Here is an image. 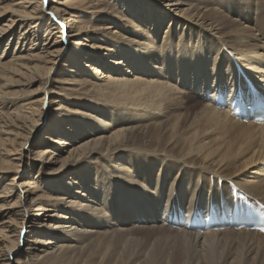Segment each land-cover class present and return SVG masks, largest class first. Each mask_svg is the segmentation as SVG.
Listing matches in <instances>:
<instances>
[{
    "label": "bare ground",
    "instance_id": "obj_1",
    "mask_svg": "<svg viewBox=\"0 0 264 264\" xmlns=\"http://www.w3.org/2000/svg\"><path fill=\"white\" fill-rule=\"evenodd\" d=\"M85 1L0 0V79L14 89L9 91L10 97L0 90V179L4 182L13 174L0 186V264L46 263L61 258L70 262L73 256L74 262L101 264L91 257L94 246L90 244L97 245L103 238L109 239L102 244L103 250H110L103 264H109L117 252L139 242L137 237L126 235L142 230L174 233H163L154 240L173 242L176 257L167 264H264V234L258 231L226 228L202 232L166 225L168 219L176 217L173 211L182 209L188 218L194 207L201 209V205L214 202L221 191L222 207L236 202L237 216L257 223L255 228L264 231L257 215H246L248 207L264 213V206L258 203H264V124L236 120L227 110L232 111L238 89L243 95L247 89L240 70L264 93V77L258 76L259 65L264 63V31L244 25L242 15L226 13L219 7L225 0H129L127 8L126 0H114L122 21L132 23L130 30L104 19L92 26L77 20L73 16ZM247 1L250 12L261 14L259 24L263 23L264 0ZM171 46L176 48L175 54ZM68 47L74 51L71 58L76 71L84 65L83 58L90 62L95 78L101 77L98 80L106 86L103 84L104 91L97 90L113 99L114 111L108 106L101 114L96 111L99 108L91 106L93 110L86 113L75 110L74 104L69 111L74 113L73 121L64 116V108H53L49 73ZM190 47L197 52V62L184 59ZM102 64H107V74ZM72 72L69 68L64 80L57 77L53 82L67 85L74 80L72 84L86 85L78 76L69 82ZM13 76L15 80L10 81ZM217 87L220 92L225 87L229 91L228 95L219 93L227 109H214L201 97L211 101ZM29 88L32 90L27 91ZM189 93L201 107L194 114L195 124L185 132L191 107L184 106V99ZM254 96L258 97H250L256 102ZM5 106L12 109L8 114L1 110ZM171 108L185 110L169 119ZM249 115L247 112L246 117ZM78 116L85 118L84 127ZM150 131L155 134L150 135ZM38 132L44 134L33 145L38 150L29 161L46 172L26 180L27 154L33 149L29 144ZM18 147L20 155L13 158L17 164L5 168L3 165L12 160H7L10 152H17ZM64 148L66 154L61 158ZM131 152L136 156L127 160ZM111 155L120 158L109 163ZM97 156L105 165L101 174L94 176L89 165ZM147 159H151L150 168ZM141 167L147 169L144 179L149 180L148 187H141L146 191V202L137 203L139 187L136 211L132 208L134 212L122 214L116 202L113 210L107 211L104 192L94 188L97 177L112 179V184L122 186L120 190L133 192L130 183L137 184L133 169ZM157 167L160 177L152 180ZM177 171L180 174L174 177ZM129 198H135L134 193ZM125 202L121 205L127 209ZM211 205L206 206L204 217L209 216ZM149 215L164 222L134 221ZM143 262L151 264L146 258Z\"/></svg>",
    "mask_w": 264,
    "mask_h": 264
},
{
    "label": "rangeland",
    "instance_id": "obj_2",
    "mask_svg": "<svg viewBox=\"0 0 264 264\" xmlns=\"http://www.w3.org/2000/svg\"><path fill=\"white\" fill-rule=\"evenodd\" d=\"M46 1H49V0H46ZM122 1L124 2V0H122ZM214 3H216V1H214ZM48 4L49 3H47V5ZM129 4H130V1L126 0L124 7L127 8ZM251 4H252L253 8H255V5L252 2H251ZM249 5H250V3H248L247 0L246 1L245 0H233V1L232 0H228V1L225 0L224 2H222V4L219 5V7H221V8L223 7L222 9L223 10L225 9L224 11L226 13L228 11H231L232 13H237L238 15H242L244 17V20H245L244 25H248V26L254 27L255 29H260V30L264 31V22L259 24V20L261 18V14H258V15L254 14L253 15L250 12ZM117 10H121V9H120L119 5L114 0H86L85 3H83L82 5H80L78 7V9L76 10V13H75V15L73 17L76 18L77 20L84 21L85 24L91 25V26L94 23H98V21L104 19L102 21H106V20L107 21H111V22H114L116 25H118L119 28L122 27L125 30H130L132 28V26H133L132 23L130 24V22H128V21H127V23L123 22L122 21L123 20L122 19L123 16L121 15L120 12H117ZM93 11H94V14L92 15L91 12H93ZM107 36H109V35H105L104 38H107ZM104 38H102V40ZM212 40L214 41V39H212ZM73 42H74V40H73ZM85 42H87V41H85ZM97 44H99V43H97ZM14 45L12 47H14ZM102 46H104V45H102ZM186 46H189V45H186ZM26 47H28V45H26ZM69 48H71V47H68L65 50L64 55L58 60V62L55 64V66L53 67V69L49 73V79H50V81H52L51 82V86H53L51 90L54 91V93L52 92L50 94L49 99L50 100L52 99L51 101H54V103L52 104L53 108H57L58 106L60 108H64V110L62 109L63 110L62 112H63L64 116H68L69 115L70 119L72 118V120L74 121V113L71 115L70 112H69L70 110H72V108H74V104L77 105V106H75V110H77V111L84 110L85 112L87 111L86 113H88L90 111L89 109H92L91 106L99 108V109H96V111H99L101 114H102L101 110L104 112V109H103L104 107H107V108H109L108 106L114 107V105H112V103H111V101L113 99L110 98V99H112V100H110L106 95H103L104 92L100 93L99 90H97L99 88H101V89L103 88V91H104V89H105L104 86H106V85L104 83H101V81L98 80L101 77L100 78H97V77L95 78V76L93 75L94 71L90 69L92 67H90V68L88 67L90 62H88V61H86L85 59L82 58V62H84V65H81L79 71H76L74 69V59L71 58V54H74V51L70 52L71 49H69ZM171 51H172L173 54H175L176 53V48L171 46ZM0 53H1V51H0ZM195 53H197L196 50L193 47H190L188 49V56L185 57L184 59L185 60L190 59L191 61L194 60L193 62H197L198 60L194 56V55H197V54H195ZM11 55L8 57V60L11 57ZM163 55H165V54L162 53V56ZM8 65H12V63L8 62ZM102 66H103L102 70H105L104 72H105V74H107L108 73L107 64H102ZM259 66H260V68H259L260 73H258V76L260 77V75L264 74V70H263L264 69L263 68L264 67V63L260 64ZM69 68H71L73 70V72L71 73V77L67 78L68 81H69V79H74L73 77L77 78V76H78V77H80L81 79L84 80L86 85L85 84L84 85L83 84H78V85L77 84L76 85L72 84V81H74V80H70L71 81V82L69 81L70 84H67V85H62V84L53 82V80L56 79L57 77L61 78V80H64V78L67 77V70H69ZM161 69L163 70V73L166 72V71H164L165 68H161ZM206 75L211 76L212 74L209 73V72H206ZM150 76H152V75L148 74L146 77L149 78ZM2 78L5 79L6 76H2ZM15 78L16 77L13 76V77H10L8 79L10 81H14ZM130 78H132V77H130ZM209 79H213V78H209ZM103 84H104V86H103ZM36 85L37 84H35L33 87L36 88L37 87ZM80 89H82V90H80ZM0 90L3 91L5 93V95H7L9 97L12 95L10 92H14L13 88L6 87L5 85H3V81L1 79H0ZM29 90H32V89L29 88L27 91H29ZM195 90L200 92V89L197 88V87L195 88ZM97 91H98V93H97ZM191 95H192V93L187 94L186 98L184 99V101H185L184 106L191 107L190 108L191 114L188 117L189 120H188V122H187V124L185 126V132H189L190 131V126L195 124L196 116L194 114L201 107L200 104H196L194 102V100H196V98L192 97ZM201 97H202V99L203 98H207L204 95H202ZM205 100L208 101V99H205ZM211 101H208V102L211 105H214ZM46 102H47V100H46ZM6 107L7 106H5L1 110L5 114H8L12 109L6 110L5 109ZM107 110L110 111L111 113H113V111L115 110V107L113 108V111L111 109H107ZM184 110L185 109H180V108H173L172 109L171 108L169 110V112H168V114H169L168 118L169 119L177 118L176 115L177 114H182L184 112ZM84 111H82V112H84ZM46 116H47V118H49L50 114H48ZM106 117H107V115H106ZM76 118H82L81 119L82 120V123H81L82 125L81 126L84 127V123H86L85 118L83 116L82 117L78 116ZM76 118H75V121H76ZM77 120H79V119H77ZM79 122H80V120H79ZM107 122H108V120H107ZM144 124L147 125L148 122L144 123ZM87 127L89 129H92V127L90 125H88ZM163 127H160L159 129H163ZM187 127L189 129H186ZM49 128H51V126ZM71 128L73 129L74 127L72 126ZM165 128H166V126H165ZM72 129L70 130L71 132H73ZM182 131L183 130L181 129V132ZM43 134L44 133H42V132L36 133V136L34 137V139L29 144L30 148H33V149H32V151L30 153L27 154L28 155V157H27L28 158V162L26 164L27 166L24 168L25 175L23 177L26 180L29 179L31 176H34V175H35L34 177H36L37 175L39 176V174H41L43 176L44 175L43 173L46 172V170L41 169V167H39L40 165L38 163L33 165L31 163V161H29V159L30 160L31 159H35L34 158L35 157V151L38 150V147L37 146L33 147V145H35L36 142L38 144V142H39L38 140L42 137ZM153 134H155V133L153 131H150V135H153ZM159 142H164V141H161L159 139ZM2 147H3V144L2 145L0 144V148H2ZM8 148L9 147H7V149ZM162 148H160V149H162ZM18 150H17V152L16 151L15 152H13V151L10 152L11 155H10V157L7 158V160H9V159H12V160H10L11 163L9 165H3L2 164L5 168H8L11 165L17 164V162H14L16 159L13 160V158L19 157L20 152H21V148L18 147ZM65 150H66V148H64V150H63L64 153H62L60 155L61 158H64V156L66 154ZM23 151L24 150H22V152ZM135 153H137V151ZM130 154H132V155H130ZM130 154L127 155L128 156V157H126L127 160H129L130 157H134V155L136 156V154H133L132 152ZM118 155H116L115 157H112V155L109 156V157H112V160H108L107 159L108 162L109 163H114L117 159L120 158V156H118ZM130 163H132V161H128L129 165H130ZM140 163H141V161H140ZM145 163H146L148 168L151 167V159H147L145 161ZM58 165H59V163L56 166H58ZM104 165H105V160H103L101 157L97 156L96 158H94L93 161H91V164L89 165V169L91 168V170L94 171V173H93L94 176H96V174L100 175L101 173H99V172L102 171V169H103L102 167H104ZM262 168H263L262 171L264 172V164H263ZM146 172H147V169L143 168V167H141V169L137 168V171H135V169H133V175L134 176H132V177H133V179H135V178L137 179L136 180L137 184H131L130 183V185L135 188L133 190V192L125 191L124 189L120 190L122 188V186H120V184H119V186H116L115 184H112V182H110V181H112V179H108L107 181H104V180H102V179L97 177L98 181H95L94 188H96L95 190H99V192L101 194L104 192V197L106 198V203H107V207L105 209L107 211H112L113 210L112 205L116 202L120 206V212L122 214H124L125 212H134L133 210L136 211L138 209V208H135V207H137L136 206L137 203L141 204V203H143V201L146 202V200H144V198H145L144 193L146 191L142 190V188H141V187H144L145 185H146L145 186V188H146V187H148V184H149L148 183L149 180H147V179L145 180L144 179L145 176H146ZM160 174H161V171L157 167V169H154V172L151 174L152 180L160 177ZM176 174L179 176L180 171L175 172L173 174V176L176 177ZM12 175L8 176L4 180V182L0 179V186L1 185H5V183L8 182L12 178ZM71 177L72 176H68V179H70ZM1 181H2V184H1ZM225 181H226L227 184H230L232 182L231 180H228V178ZM140 182H141V184L143 183V186L142 185L140 186L138 184ZM38 186L42 188L43 185L41 186V184H39ZM119 187H120V189H119ZM100 189H102V190H100ZM136 189H138V191L141 192V194L139 195L140 196L139 200H138L139 197L136 196V194H138V191H136ZM223 190H224V188H223ZM125 193H127L128 195H126ZM133 193L135 195V198H132V199L129 198V197H131L133 195ZM43 194H47V192L44 190ZM225 194H227V190L225 191ZM135 200L136 201L138 200L137 203H135ZM211 200H214V199H210L209 201H211ZM122 201H127V204L125 202L126 206L128 207L127 209L122 208V205H121ZM132 208H134V209L131 210ZM169 212H170V210L168 212H166L164 215L168 214ZM57 213H60V212H57ZM61 214H63V213H61ZM106 214H108V213H106ZM138 219L144 220L145 218H137L134 221L135 222L136 221H140ZM147 221H150V220H147ZM162 222H164L163 219H162ZM103 227H105V226H103ZM104 229L112 231L110 228H104ZM163 233H167L169 235L170 234H174V233L168 232V231L163 232V231H156V230H142V231H134V232L126 235V236H135V237H137L139 239V242L134 244V245H130L124 251L120 250L119 251L120 254H119V252H117L115 254V256L111 259V262L109 264H116V263H118V264H147L146 262H143V258L148 259L151 264H167V263H170V260H172V259H174L176 257L173 254L174 253V244L171 241V239H168V240L161 239L158 243H154L155 238L156 237H161L163 235ZM114 240H115V238L113 237L110 240L109 243H112ZM98 241L100 243L97 244V245H95L93 242H91V244H90V246H94L92 254H91V257L96 258L98 260L97 262H101V264H103L104 261L107 259L106 257L109 256V253H110L109 251L110 250L109 249L108 250H103V245L102 244L107 242V241H109V239L108 238H103V239H98ZM145 241H146V243H150V245L148 246V244H146ZM143 243H145V244H143ZM81 245L83 246V242H81ZM73 255H74V252H73ZM59 257H61V255H59ZM57 260H58V262H57ZM73 260H74V256L72 257L70 262H68L66 260L63 261L62 258L61 259H55L52 262H53V264L54 263L55 264L56 263L57 264H85V262H83V261L74 262ZM52 262L50 261V262H46V263H41L39 261H34L33 263H30V264H52ZM96 264H98V263H96Z\"/></svg>",
    "mask_w": 264,
    "mask_h": 264
}]
</instances>
